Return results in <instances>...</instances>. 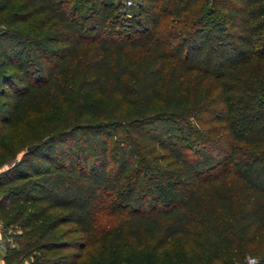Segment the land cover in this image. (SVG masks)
<instances>
[{"label":"trees","instance_id":"obj_1","mask_svg":"<svg viewBox=\"0 0 264 264\" xmlns=\"http://www.w3.org/2000/svg\"><path fill=\"white\" fill-rule=\"evenodd\" d=\"M0 158L7 264L239 261L264 241V0H0Z\"/></svg>","mask_w":264,"mask_h":264},{"label":"rangeland","instance_id":"obj_2","mask_svg":"<svg viewBox=\"0 0 264 264\" xmlns=\"http://www.w3.org/2000/svg\"><path fill=\"white\" fill-rule=\"evenodd\" d=\"M114 1L116 2L122 1L125 4V11L127 13H131L132 11H135L136 4L139 0H130L131 1L130 4L127 3L128 0H114ZM39 116H41V114H39ZM30 119H32V117ZM190 122L194 127L198 128L199 130H204L208 126V124L205 122V117L199 120L190 119ZM211 144H212V148L214 150L216 157L221 158L225 156L227 152L229 151L230 146H231V140L227 135L223 134L220 140L213 141ZM21 152H22V149L19 152H17V156H19ZM13 160H15V158L14 159L8 158L5 160L0 158V171L3 168L7 167L8 164ZM104 203L105 202L99 203L98 208H97L96 228L98 230H103L107 228L108 226L112 225L115 221V217L108 214V212L104 210ZM0 225H1L0 241H2L1 246H0V258L2 259V255L5 252V246H6L5 241H8V242L14 241L13 236L20 233L21 229H20L19 224L10 225L6 229L2 227L1 223ZM72 227L73 226L71 224L60 226L56 230L54 238L60 241L62 240L63 241L64 240L84 241V239L80 238L77 234L73 232ZM240 244H241V249H243L244 252L242 253L240 260L232 264H247L248 259L251 257L256 258V260L258 261L261 254L264 253V241H261V246H260L261 248L259 247V244H260L259 242H256V244L252 246L248 245L245 242H242ZM93 256H94V246L93 245L87 246L86 249L83 251L82 256L80 257L78 264H93L92 263ZM215 264H225V260L219 259L216 261Z\"/></svg>","mask_w":264,"mask_h":264},{"label":"built area","instance_id":"obj_3","mask_svg":"<svg viewBox=\"0 0 264 264\" xmlns=\"http://www.w3.org/2000/svg\"><path fill=\"white\" fill-rule=\"evenodd\" d=\"M127 3L130 4L131 1L128 0ZM0 228H1V225H0ZM256 263H257V260H256V258H254V257L249 258V259H248V262H247V264H256ZM3 264H7V263L4 262ZM22 264H23V263H22Z\"/></svg>","mask_w":264,"mask_h":264},{"label":"water","instance_id":"obj_4","mask_svg":"<svg viewBox=\"0 0 264 264\" xmlns=\"http://www.w3.org/2000/svg\"><path fill=\"white\" fill-rule=\"evenodd\" d=\"M36 147V144H33V145H30V146H28V150H32L33 148H35Z\"/></svg>","mask_w":264,"mask_h":264},{"label":"crops","instance_id":"obj_5","mask_svg":"<svg viewBox=\"0 0 264 264\" xmlns=\"http://www.w3.org/2000/svg\"><path fill=\"white\" fill-rule=\"evenodd\" d=\"M1 243H2V241H0V246H1ZM3 263H4L3 259L0 258V264H3ZM25 264H27V263H25Z\"/></svg>","mask_w":264,"mask_h":264}]
</instances>
